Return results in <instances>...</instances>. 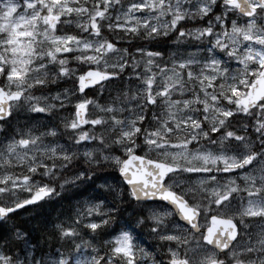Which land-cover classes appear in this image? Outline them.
<instances>
[{
  "label": "clouds",
  "instance_id": "1",
  "mask_svg": "<svg viewBox=\"0 0 264 264\" xmlns=\"http://www.w3.org/2000/svg\"><path fill=\"white\" fill-rule=\"evenodd\" d=\"M0 264H264V0H0Z\"/></svg>",
  "mask_w": 264,
  "mask_h": 264
}]
</instances>
